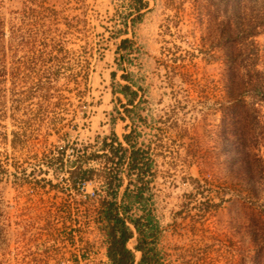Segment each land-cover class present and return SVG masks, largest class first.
I'll list each match as a JSON object with an SVG mask.
<instances>
[{
    "label": "rangeland",
    "instance_id": "obj_1",
    "mask_svg": "<svg viewBox=\"0 0 264 264\" xmlns=\"http://www.w3.org/2000/svg\"><path fill=\"white\" fill-rule=\"evenodd\" d=\"M144 2L131 26L134 0H0V264L60 252L62 229L86 228L96 211L72 179L86 173L100 186L112 176L115 155L101 151L118 143L101 138L95 72L122 39L134 69L110 85L134 81L138 101L125 112L113 96L109 120L132 117V143L154 160L141 177L162 263L264 264V0ZM231 91L253 109L252 180L222 123Z\"/></svg>",
    "mask_w": 264,
    "mask_h": 264
},
{
    "label": "trees",
    "instance_id": "obj_2",
    "mask_svg": "<svg viewBox=\"0 0 264 264\" xmlns=\"http://www.w3.org/2000/svg\"><path fill=\"white\" fill-rule=\"evenodd\" d=\"M135 10L137 15L131 19V26H135L137 22L142 19V10L148 7V3L144 0H134ZM127 26V23H125ZM122 30L118 31L117 34L121 33ZM128 43H132L130 39H122L119 45V51H122L126 48ZM116 73H112V78L115 79ZM123 78L128 80L129 77L123 75ZM134 81H130V84L123 85L119 92L127 99L128 104H132L138 97V91L133 89ZM256 92H259V89H255ZM116 90L113 91L116 94ZM236 91H231V106L227 109H221L222 112V123L226 127L228 125L231 138H228L230 146L233 150V160L238 164V171H241L243 176L249 178L250 180L256 175L261 173V170H256V173H252V169L247 167V162L249 158L255 157L257 161L261 159L257 157L256 154H252V150L255 145V141H251L249 137V132L247 129V118L249 117V111L253 110L248 102L242 98V95L235 93ZM125 106V112H129L127 105ZM229 111V112H226ZM255 110V109H254ZM229 113V116H228ZM132 118V117H130ZM125 119V117H122ZM227 128V127H226ZM135 129H132L131 132L124 135V140L132 146L131 152V161H130V170H138V181L136 184L135 190L131 189V181L127 185V188L124 192V198L127 201L122 204V209L126 217H122L119 213V206L116 201V194L111 193L112 199H104L101 202L102 205V216L105 220V229L108 238V256L110 258L111 264H134L135 262V253L129 247V241L136 236V245L135 249L142 253L140 264H163L161 261V250L158 248V232H159V223L155 220L150 209L147 208V197L145 195L146 190L149 189V184L143 183L142 175L148 173L152 166L154 165V160L149 159L145 161V157L142 154L143 150L136 147V143H132L133 132ZM255 138V137H254ZM255 140V139H254ZM113 141L118 143L116 148H113L115 154H118L119 151H122L123 154L120 155L119 162L122 163L125 157V148L122 143L118 140L117 136L113 137ZM107 143L104 141V146ZM112 146V145H111ZM113 147V146H112ZM252 154V155H251ZM87 176L86 173L77 174L78 176ZM240 175V174H239ZM242 178L243 176L240 175ZM121 183L117 184V187H120ZM109 188H112V182L109 184ZM252 196H257L258 191H252ZM136 204H139L142 208V215H133L132 210Z\"/></svg>",
    "mask_w": 264,
    "mask_h": 264
},
{
    "label": "built area",
    "instance_id": "obj_3",
    "mask_svg": "<svg viewBox=\"0 0 264 264\" xmlns=\"http://www.w3.org/2000/svg\"><path fill=\"white\" fill-rule=\"evenodd\" d=\"M114 144L117 146V143ZM101 153L112 155L114 151L113 148L108 146L101 151ZM122 154V151H119L118 154L114 153L113 162L108 164V170H112V176L102 179L100 186L90 187L96 180L89 176H75L72 179V186L81 196V201L84 203L96 201L98 204L94 214H91L88 218L89 223L87 226L84 225L86 228L82 226L64 228L60 233L62 243L57 247L60 252L46 253V251H44V254L35 253L31 259H29V257L32 254L26 252L23 254L24 259L32 264H111L108 256V238L105 229V220L102 216V205L100 201L104 199L111 200V193H115L116 201L119 206V213L122 217H126L121 207L122 204L127 202L123 192L126 190H124V187L127 188L130 181L132 183V179L128 175L130 161L126 159V155L122 163L119 162L120 155ZM91 163V161H88L87 164L90 165ZM135 171L138 172V170ZM110 182H112V188H109ZM118 183H121L120 187H117ZM133 188L134 186L132 184L131 189ZM137 207L141 208L139 204H136L132 212ZM25 232L30 231L29 229H25ZM132 242L134 244H132ZM135 245L136 236L129 241V247L135 253L134 264H140L142 253L135 249ZM37 257H42L43 259ZM25 264L29 263L25 262Z\"/></svg>",
    "mask_w": 264,
    "mask_h": 264
},
{
    "label": "crops",
    "instance_id": "obj_4",
    "mask_svg": "<svg viewBox=\"0 0 264 264\" xmlns=\"http://www.w3.org/2000/svg\"><path fill=\"white\" fill-rule=\"evenodd\" d=\"M120 43H117L116 50L112 52L113 54H108L107 56L101 60L99 66L97 67V71L95 72V81L98 83V85L105 89V93L102 96L103 103H102V116H101V128L102 133L101 138H108V136H117L118 140L122 143L123 147L125 148L126 152V159L128 161H131V152H132V146L131 144H128L124 140V135L126 133H129V129H131L132 124V118L129 117L127 120H122L120 117L115 120L114 123H112L109 120V117L111 115V110L114 108V102L112 101V97L119 95V100H121V104L127 105V107H134L137 106V101L135 100L132 104H128L127 99L119 92L117 91L116 94L113 93V83L110 85V82L113 81L112 73L117 72L116 80L123 79V73H127L129 70H133L134 68H129L130 65L126 64L125 62V55L123 51H118L117 48ZM119 58H117V57ZM98 79V80H97ZM125 107V106H124ZM99 134V133H98ZM93 186H99L97 181L93 182ZM126 188L124 187V190ZM124 194V192H123Z\"/></svg>",
    "mask_w": 264,
    "mask_h": 264
}]
</instances>
